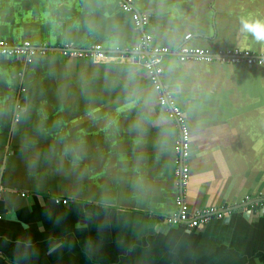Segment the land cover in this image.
<instances>
[{"label":"crops","instance_id":"crops-1","mask_svg":"<svg viewBox=\"0 0 264 264\" xmlns=\"http://www.w3.org/2000/svg\"><path fill=\"white\" fill-rule=\"evenodd\" d=\"M126 1L154 45L192 35L191 48L264 54L239 31V17L264 18V0ZM123 3L0 0V42L53 49L0 56V264H264V208L247 202L264 196V66L163 59L191 138L184 201L227 213L173 226L181 132L149 75L57 50L136 48L144 35Z\"/></svg>","mask_w":264,"mask_h":264},{"label":"built area","instance_id":"built-area-1","mask_svg":"<svg viewBox=\"0 0 264 264\" xmlns=\"http://www.w3.org/2000/svg\"><path fill=\"white\" fill-rule=\"evenodd\" d=\"M122 9L127 13H134V21L136 28L142 30L147 25V19L137 12L131 1L124 0ZM192 38L188 35L185 38V44L177 50H172L167 47L154 45L153 38L150 35L144 34L142 42L130 52L126 54H110L101 46H93L86 50L76 49L72 46H64L58 51L67 58L88 59L94 63H106L111 61L115 64H129L140 67L145 71L151 80L153 87L158 92V101L161 107L166 109L169 117L174 120L180 128V138L176 148L175 173L181 190L180 196L177 198L179 205V213L167 219V223L173 226L185 225L190 229H195L208 224L213 217L223 219L226 212L219 208H210L203 212L191 214L189 208L184 201V189L187 187L190 179V133L187 126V118L183 110L179 107L173 96L168 93L162 82L163 78V59L170 55H175L180 61H197V62H219L221 64L240 65L246 64L249 67L264 66V54H257L252 51H243L240 49H230L211 53L206 50L191 48L187 42ZM52 52L51 49L45 47L37 48L30 43H25L18 46H12L4 42H0L1 57H19L25 58L27 62L40 55H46ZM23 197L26 194H22ZM64 205H68V200L57 199ZM247 202L252 203L255 208H264V196L258 198L247 197ZM2 217L0 216V220Z\"/></svg>","mask_w":264,"mask_h":264},{"label":"clouds","instance_id":"clouds-1","mask_svg":"<svg viewBox=\"0 0 264 264\" xmlns=\"http://www.w3.org/2000/svg\"><path fill=\"white\" fill-rule=\"evenodd\" d=\"M240 33L251 37L255 42L264 45V18L255 16L239 17Z\"/></svg>","mask_w":264,"mask_h":264},{"label":"water","instance_id":"water-1","mask_svg":"<svg viewBox=\"0 0 264 264\" xmlns=\"http://www.w3.org/2000/svg\"><path fill=\"white\" fill-rule=\"evenodd\" d=\"M142 33H143V35L146 34V33H145V28L142 29ZM59 49H60V48H59ZM59 49H57V50H59ZM76 49H77V48H76ZM52 50H53V49H52ZM54 50H55V49H54ZM118 53H120V52H115V53H113V54H118ZM26 63H27V61H26Z\"/></svg>","mask_w":264,"mask_h":264},{"label":"trees","instance_id":"trees-1","mask_svg":"<svg viewBox=\"0 0 264 264\" xmlns=\"http://www.w3.org/2000/svg\"><path fill=\"white\" fill-rule=\"evenodd\" d=\"M167 220V219H166ZM185 226V225H184Z\"/></svg>","mask_w":264,"mask_h":264}]
</instances>
